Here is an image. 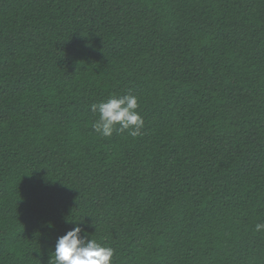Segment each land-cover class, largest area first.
Wrapping results in <instances>:
<instances>
[{
  "label": "trees",
  "instance_id": "16d2710c",
  "mask_svg": "<svg viewBox=\"0 0 264 264\" xmlns=\"http://www.w3.org/2000/svg\"><path fill=\"white\" fill-rule=\"evenodd\" d=\"M129 92L143 135L96 134ZM257 222L264 0H0V264L77 224L114 264H264Z\"/></svg>",
  "mask_w": 264,
  "mask_h": 264
},
{
  "label": "clouds",
  "instance_id": "9594fccd",
  "mask_svg": "<svg viewBox=\"0 0 264 264\" xmlns=\"http://www.w3.org/2000/svg\"><path fill=\"white\" fill-rule=\"evenodd\" d=\"M138 99L129 92L124 95L113 94L106 100L91 104V112L97 114L92 123L93 131L104 138L124 132L133 138L142 136L145 121L138 111ZM253 231L264 233V222L255 223ZM88 236L87 231L79 224L60 236L49 264H114V249L99 243L93 237L89 239Z\"/></svg>",
  "mask_w": 264,
  "mask_h": 264
}]
</instances>
